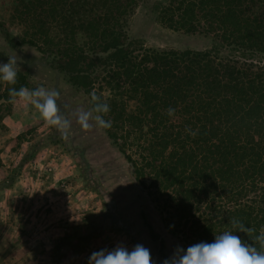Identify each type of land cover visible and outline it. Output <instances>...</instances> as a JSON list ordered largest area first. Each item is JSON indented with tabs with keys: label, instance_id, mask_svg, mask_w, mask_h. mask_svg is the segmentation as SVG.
Instances as JSON below:
<instances>
[{
	"label": "trees",
	"instance_id": "trees-1",
	"mask_svg": "<svg viewBox=\"0 0 264 264\" xmlns=\"http://www.w3.org/2000/svg\"><path fill=\"white\" fill-rule=\"evenodd\" d=\"M141 0H18L25 46L90 102L95 90L111 111L103 130L127 161L132 181L186 248L211 243L238 218L264 227V0H165L159 21L179 33L213 41L205 50L147 47L129 36ZM30 87L22 73L12 86ZM172 107L175 114L169 116ZM191 129L196 135H191ZM144 220L149 237L163 240ZM251 243L244 233H235Z\"/></svg>",
	"mask_w": 264,
	"mask_h": 264
},
{
	"label": "rangeland",
	"instance_id": "rangeland-1",
	"mask_svg": "<svg viewBox=\"0 0 264 264\" xmlns=\"http://www.w3.org/2000/svg\"><path fill=\"white\" fill-rule=\"evenodd\" d=\"M17 2L0 0V22L22 36L24 26L14 15ZM164 2H139L128 23L132 40L160 49L213 46L201 35L162 26ZM230 53L264 63L262 56ZM16 55L17 73L27 77L29 89L60 92L58 104L72 127L66 142L31 106L0 101V264H88L92 252L119 244L129 250L143 244L153 264H163L177 246L187 249L132 181L127 161L103 130L94 127L86 133L76 123L77 109H91L88 99L44 66L36 48L14 51L0 35V64ZM105 194L110 202L105 203ZM143 215L161 236L162 249L159 240L149 237Z\"/></svg>",
	"mask_w": 264,
	"mask_h": 264
},
{
	"label": "clouds",
	"instance_id": "clouds-1",
	"mask_svg": "<svg viewBox=\"0 0 264 264\" xmlns=\"http://www.w3.org/2000/svg\"><path fill=\"white\" fill-rule=\"evenodd\" d=\"M16 56H9L8 62L0 64V82L14 86L17 83L18 61ZM39 62L37 61V65ZM92 108L90 110L77 109L74 113L76 123L84 132H91L93 128L107 130L112 127V121L105 116L111 111L110 105L93 90L90 94ZM60 92L47 89L44 86L29 89L21 86L19 89L9 87L8 103H22L34 108L40 119L59 133L64 141L70 139L72 120L67 118L58 104ZM167 114L171 117L175 109L169 107ZM191 135L196 133L186 129ZM105 203L110 197L103 196ZM230 230L215 235L211 243H195L184 249L177 246L170 258L163 260V264H264V227L257 230L246 226L238 218L229 221ZM244 233L251 243L242 240L235 233ZM88 264H153L150 250L143 244H136L131 250L122 244L115 248L101 249L91 253Z\"/></svg>",
	"mask_w": 264,
	"mask_h": 264
}]
</instances>
